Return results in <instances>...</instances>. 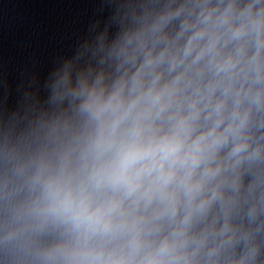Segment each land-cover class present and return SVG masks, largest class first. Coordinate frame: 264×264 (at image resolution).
<instances>
[{"label": "clouds", "instance_id": "clouds-1", "mask_svg": "<svg viewBox=\"0 0 264 264\" xmlns=\"http://www.w3.org/2000/svg\"><path fill=\"white\" fill-rule=\"evenodd\" d=\"M0 111V264H264V0H101Z\"/></svg>", "mask_w": 264, "mask_h": 264}, {"label": "water", "instance_id": "water-1", "mask_svg": "<svg viewBox=\"0 0 264 264\" xmlns=\"http://www.w3.org/2000/svg\"><path fill=\"white\" fill-rule=\"evenodd\" d=\"M43 102L39 103V104H42Z\"/></svg>", "mask_w": 264, "mask_h": 264}]
</instances>
